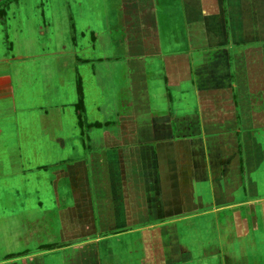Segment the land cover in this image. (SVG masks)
Masks as SVG:
<instances>
[{"label": "crops", "instance_id": "1", "mask_svg": "<svg viewBox=\"0 0 264 264\" xmlns=\"http://www.w3.org/2000/svg\"><path fill=\"white\" fill-rule=\"evenodd\" d=\"M165 1L120 3L126 52L124 58L103 60L123 63L126 86L117 92L114 115L104 112V124H91L113 130L104 137L110 146L135 147L124 154L119 148L104 152L102 168L99 159L93 165L94 192L105 195L93 200L91 213L73 211L66 221L62 215V224L70 227L63 232H75L70 245L59 248L67 259L68 251L77 250L68 264H101L97 245L126 229L143 233L149 264H168L179 249L170 248V240L165 248H155V236L174 235L159 231L211 213L231 212L229 224L238 237L264 228V0H179L173 12ZM9 47L0 56V103L11 99L15 112V53ZM91 64L93 79L96 64ZM94 107L102 113V106ZM111 160L126 161L125 168L116 163L120 181L111 172ZM85 227L88 237L77 245ZM247 248H232L233 264H264V234L258 236V247ZM181 252L192 257L188 250ZM204 255L222 258L223 253L217 247ZM18 258L23 264H45L41 251L17 256L9 251L0 264H19Z\"/></svg>", "mask_w": 264, "mask_h": 264}, {"label": "rangeland", "instance_id": "2", "mask_svg": "<svg viewBox=\"0 0 264 264\" xmlns=\"http://www.w3.org/2000/svg\"><path fill=\"white\" fill-rule=\"evenodd\" d=\"M121 1L0 0V56H4L8 45L9 51L13 49L11 54L15 53L14 67L10 65L9 72L12 68L16 91L15 112L11 99L0 103L4 127L0 145V258L9 251L16 256L41 251L45 264H68L77 250L68 251L67 259L59 248L70 245L75 232H63L70 227L62 224V215L66 221L73 211L91 213L93 200L101 201L105 195L94 192L98 177L92 175L93 165L99 159L102 168L104 152L119 148L118 153L124 154L125 148L130 153L128 149L135 147L110 146L104 137L113 130L105 132L103 125L91 124L95 120L104 124L100 115H114L111 109L118 106L117 92L126 86L123 63L103 60L124 58L126 52L121 42ZM165 5L170 12L180 7L179 0H166ZM47 57L56 60L54 65ZM91 62L96 64L93 79ZM86 104L92 110L87 111ZM94 104L102 106L101 114L93 109ZM125 162H109L118 181L121 167L116 163L125 168ZM103 169L108 171L110 167ZM159 219L165 221L162 215ZM232 220L231 212H221L177 221L159 231L174 235L155 236L153 243L155 248H165L170 240V248L179 249L168 264H221L225 260L233 264L229 252L236 245L240 249L258 247V236L264 234V228H252L247 237H238L234 225L229 224ZM86 227L78 234L85 235L78 238L77 245L88 237ZM128 232H114L97 245L101 264H149L143 233ZM217 247L222 258L204 255L205 250ZM182 248L192 257L183 254ZM111 252L118 256L111 257ZM16 262L23 264L20 258Z\"/></svg>", "mask_w": 264, "mask_h": 264}]
</instances>
